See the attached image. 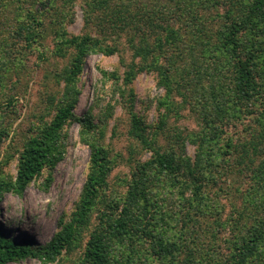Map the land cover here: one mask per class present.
Wrapping results in <instances>:
<instances>
[{"label":"trees","instance_id":"1","mask_svg":"<svg viewBox=\"0 0 264 264\" xmlns=\"http://www.w3.org/2000/svg\"><path fill=\"white\" fill-rule=\"evenodd\" d=\"M10 1H17L22 10L28 9L14 33L34 47L43 37L44 19L22 5L21 0H0V5L5 6ZM43 1L55 9L54 53L71 57L68 66L57 73L64 87L50 103L55 105L53 117L50 120L43 117L40 125L28 134L18 156L15 179L0 174V205L6 192L23 194L45 168H55L63 157L62 130L79 99L77 85L86 57L96 52L111 55L119 51L117 45L106 44L100 37L107 32L126 34V45L133 58L129 63L123 61V75L105 69L102 74L115 82L122 79V103L129 108L132 117L130 134L151 154L145 160L135 161L124 198L110 199L105 188L116 164L115 157L109 148L93 138V123L82 120V136L90 146L89 172L70 220L61 219L60 230L44 246L7 236L0 229V264L30 256L51 259L63 251H72L83 232L90 229L91 216L96 209L100 212L99 222L90 229L80 264H154L156 260L164 264H202V259L194 258L195 250L189 251L183 260L180 257L191 237H185L183 228L199 220L192 211L200 212L201 229L210 228L208 221L207 227L203 226L202 218L218 211V205L206 188L210 182H217L220 168H232L230 158L234 152L238 153V166L244 165L243 170L246 168L253 173L256 185L247 193L246 207L236 209L238 216L252 221L241 224L240 220H234V230L239 231L228 240L231 250L228 264H264V159L254 166L256 157L264 150V107H257L264 102V0H192L188 2L190 7H185L186 31L192 33L189 40L202 42L208 65L214 70L211 75L206 73L210 76V91L199 93L203 128L188 133L171 129L168 123L174 103L170 94L175 90V75L181 73L178 64L184 59L181 45H185V35L173 21V17L181 15L179 6L168 10L161 0H148V3L90 0L84 9L85 24L95 27L98 33L72 34L62 22L67 16L66 9L75 0H62V7L56 0ZM198 2L196 9L193 5ZM200 7L206 13L197 12ZM220 7L225 8V12L209 22L207 12ZM222 20L224 23L220 24ZM214 26L215 32L212 31ZM170 47L177 48L176 52L169 51ZM143 71L155 72L158 85L166 90L160 103L165 112L153 131H148L135 111V94L130 86ZM198 73L200 75L196 71ZM252 114L259 129L249 140L239 141L227 135L234 119ZM160 136L167 138V145L159 143ZM187 141L196 145L194 159L186 152ZM51 180L49 177L48 181ZM171 202L180 203L182 208L171 213L168 211ZM100 205L103 207L99 208ZM176 214L183 226L179 232H173L172 221ZM214 222L218 225L220 221ZM211 236L215 240L216 231H212Z\"/></svg>","mask_w":264,"mask_h":264},{"label":"rangeland","instance_id":"2","mask_svg":"<svg viewBox=\"0 0 264 264\" xmlns=\"http://www.w3.org/2000/svg\"><path fill=\"white\" fill-rule=\"evenodd\" d=\"M56 1L61 7L64 5L62 0ZM87 1L90 0H75L74 4L66 9L67 16L62 25L72 34H83L87 31L98 33L95 27H87L85 24L84 9ZM143 1L148 3V0ZM161 1L166 4L164 8L167 7L168 10L177 6L182 9L181 15L173 17V21L181 34L185 35V45H181L184 49V59L178 64L181 73L175 75V90L170 94L174 103L170 109L168 123L171 129L184 133L197 132L203 128L199 93L201 95L210 91V76L206 73L211 75L214 70L208 65V55H205L202 42H191V30L186 31L185 7H190L188 2L192 0ZM179 1L180 5L177 4ZM21 2L26 8L42 16L45 30L43 37L39 38V43L34 44V47L29 46L25 38L14 33L18 21H23L28 9L22 10L17 1H10L5 6L0 5V174L12 179L17 175L18 156L28 134L40 125L43 117L45 120L53 117L55 105L50 103L64 87V81L60 80L57 73H61L68 66L71 57L70 54L61 57L54 53L56 37L53 30L57 24L55 9L43 0ZM193 7L199 8V2ZM202 8L196 11L206 13ZM224 12L225 8H212L207 12L208 21H213ZM222 23L223 20L220 21V24ZM212 29L213 32L216 31L215 26ZM100 37L106 44L117 45L119 51L111 55L96 52L86 57L77 85L80 89L79 99L72 110L73 115L62 130V142L65 147L63 157L55 168H45L41 175L27 186L23 194L12 191L5 193L0 205V229L7 236H14L21 241L27 239L36 246H44L60 230L61 219L70 220L89 172L90 146L82 136V120L88 119L93 123V138L109 148L115 157L116 164L105 188L110 199L124 198L135 161L150 157L151 152L145 150L139 140L130 134L132 117L129 108L122 103V79L115 82L102 74V69H105L118 71L123 75V61L129 63L133 58L126 45L127 36L124 33L107 32ZM175 49L177 48L170 47L169 51L176 52ZM196 71H199L200 75H197ZM130 86L135 94V111L143 119L148 131H153L160 121L161 114L165 112V107L160 104L166 96L165 88L158 85L155 72L147 71L140 72ZM257 107H264V102ZM253 117L252 114L239 120L234 119L231 128L226 132L227 135L239 141L249 140L259 129ZM158 140L164 146L168 144L165 136H160ZM239 148L241 150V147ZM186 152L194 159L196 145L187 141ZM237 158L238 153L234 152L230 158L232 168H220V173L216 174L217 182L207 185L206 192L218 205V211L214 210L202 218L203 226L207 227L208 221L210 228L201 229L200 212L195 214L192 211L194 217L199 220L189 222L190 226L183 228L185 237H191L186 242L188 246L180 253L182 260L189 251L195 250L194 258L198 261L202 259V264H228L231 252L228 240L239 231L237 228L234 230V220H240L241 224L252 221L236 213V209L246 207L247 193L256 185L253 173L246 168L243 170L244 165L238 166ZM263 159L264 150L256 157L254 166L259 165ZM49 177L52 178L51 181H48ZM168 207H171L168 211L176 213L173 211L180 210L182 205L171 202ZM164 209L167 210L166 202ZM99 216L98 209L94 210L90 229L96 227ZM178 218L180 216L176 214L175 220L172 221L173 232H179L183 227L181 219ZM215 220L220 221L218 225ZM90 229L87 228L83 232L72 251H63L51 259L30 256L8 264H80ZM212 231L217 233L215 240L211 236ZM156 263L164 264L158 260L154 261V264Z\"/></svg>","mask_w":264,"mask_h":264}]
</instances>
